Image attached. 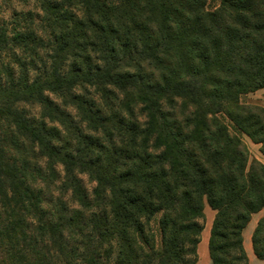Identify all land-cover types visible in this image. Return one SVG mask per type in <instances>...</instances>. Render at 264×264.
<instances>
[{
    "label": "trees",
    "instance_id": "1",
    "mask_svg": "<svg viewBox=\"0 0 264 264\" xmlns=\"http://www.w3.org/2000/svg\"><path fill=\"white\" fill-rule=\"evenodd\" d=\"M34 1L0 20V255L195 264L206 203L211 264H247L264 164L222 116L264 155V108L239 103L264 87V0Z\"/></svg>",
    "mask_w": 264,
    "mask_h": 264
},
{
    "label": "rangeland",
    "instance_id": "2",
    "mask_svg": "<svg viewBox=\"0 0 264 264\" xmlns=\"http://www.w3.org/2000/svg\"><path fill=\"white\" fill-rule=\"evenodd\" d=\"M221 0H207L206 1V8L208 10H213L218 5L220 4ZM36 2L34 0H0V20L3 26H7V30L10 31V29L13 27L11 22H12V13L14 11H27V10H32L35 11L36 8ZM8 50L2 53L1 56H7ZM239 103L243 105H257L260 107L264 108V87L261 89H258L252 93H247L243 94L239 97ZM19 107L24 110L27 116H31L32 114H37L38 113V107H32L28 104H19ZM71 110V109H70ZM139 109L136 108L134 113L135 115H138ZM222 120L224 123L227 125L229 132L233 134H237L240 136V138L243 140L245 143L248 152H249V163L256 159L259 160L261 163L264 164V155L261 154L260 152V145L252 142L244 133H241L234 125L233 123L226 117L222 116ZM56 168L58 172L60 173V176H63L61 166L56 165ZM78 178L81 180L82 185L85 187L87 192L90 194L92 188L95 186V182L93 181L92 177L87 173H76ZM61 185H58L57 188L55 189V194H58L61 196L68 204H73L72 203V198H71V193L69 191L63 190L61 188ZM75 205V204H74ZM203 214L204 218L202 220L203 224V230L201 232L202 235L201 237H204L208 240L209 242V237H210V231L212 227V223L215 217V211L211 210L206 203H204L203 206ZM264 216V208L261 209L259 212L253 214L250 219V223L248 224V228L251 230H246L243 235V240H244V246L245 248V253L247 255V264H264V259L260 260L258 259L253 252L252 245H251V236L253 233V230L258 222V220ZM158 218V215L155 216V220ZM22 219V217H21ZM23 220V219H22ZM23 226L26 225V220H23ZM198 258V257H197ZM209 260V252L208 248L204 251V256L201 258L199 264H206V260ZM0 264H27L23 263L22 260L18 259L15 256V253L12 251H9L8 253L4 255H0ZM52 264H68L59 261H53ZM72 264V263H71Z\"/></svg>",
    "mask_w": 264,
    "mask_h": 264
},
{
    "label": "crops",
    "instance_id": "3",
    "mask_svg": "<svg viewBox=\"0 0 264 264\" xmlns=\"http://www.w3.org/2000/svg\"><path fill=\"white\" fill-rule=\"evenodd\" d=\"M249 223H250V221H249ZM248 224L244 228V230L242 232V236L244 235V232L246 230H248V231L251 230V229L248 228ZM243 247L245 248L244 240H243ZM206 248H208V240L206 238H204V237H201L200 241H199V243L197 245V256H198V258H197V262L195 264H199L200 263L201 258H203V256H204V251L206 250ZM245 249H248V248H245ZM205 262H206V264H211V260L210 259L209 260L207 259Z\"/></svg>",
    "mask_w": 264,
    "mask_h": 264
}]
</instances>
